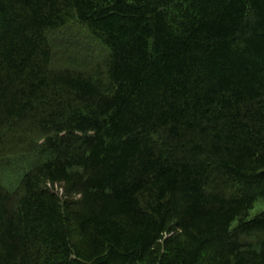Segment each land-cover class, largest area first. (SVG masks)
Listing matches in <instances>:
<instances>
[{
	"label": "trees",
	"instance_id": "trees-1",
	"mask_svg": "<svg viewBox=\"0 0 264 264\" xmlns=\"http://www.w3.org/2000/svg\"><path fill=\"white\" fill-rule=\"evenodd\" d=\"M261 198L264 0H0V264H264Z\"/></svg>",
	"mask_w": 264,
	"mask_h": 264
},
{
	"label": "rangeland",
	"instance_id": "rangeland-1",
	"mask_svg": "<svg viewBox=\"0 0 264 264\" xmlns=\"http://www.w3.org/2000/svg\"><path fill=\"white\" fill-rule=\"evenodd\" d=\"M77 30V29H76ZM63 36H61L59 38V44H64V42H71V45H73V42L76 43V45L74 46L77 49V53L81 54L82 56L85 55L86 56V51H97L99 50L98 48H92L89 47L88 45V36L86 35V33L82 32V31H71V29H68L66 31V29L62 32ZM55 38L58 39V36H55ZM95 45V44H94ZM83 51V52H80ZM80 52V53H79ZM97 53V52H96ZM59 54H57L56 56H58ZM74 57L77 58L78 61L82 62V60H80L78 55H74ZM76 58L72 59V60H76ZM74 62V61H73ZM88 62V61H87ZM85 63V62H84ZM60 189V186H59ZM264 210V198L259 199L254 207L250 210V217H254L255 215L261 213Z\"/></svg>",
	"mask_w": 264,
	"mask_h": 264
}]
</instances>
